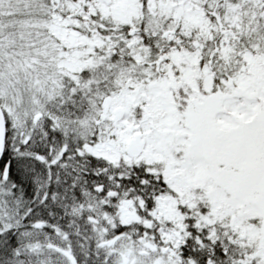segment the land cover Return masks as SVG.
Wrapping results in <instances>:
<instances>
[{
    "label": "snow or ice",
    "instance_id": "6c2138e0",
    "mask_svg": "<svg viewBox=\"0 0 264 264\" xmlns=\"http://www.w3.org/2000/svg\"><path fill=\"white\" fill-rule=\"evenodd\" d=\"M0 264H264V0H0Z\"/></svg>",
    "mask_w": 264,
    "mask_h": 264
}]
</instances>
